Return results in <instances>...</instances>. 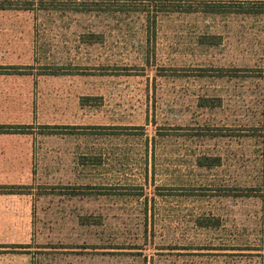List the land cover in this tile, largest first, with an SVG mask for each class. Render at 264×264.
<instances>
[{
	"label": "rangeland",
	"instance_id": "rangeland-1",
	"mask_svg": "<svg viewBox=\"0 0 264 264\" xmlns=\"http://www.w3.org/2000/svg\"><path fill=\"white\" fill-rule=\"evenodd\" d=\"M0 248L264 264V0H0Z\"/></svg>",
	"mask_w": 264,
	"mask_h": 264
},
{
	"label": "trees",
	"instance_id": "trees-1",
	"mask_svg": "<svg viewBox=\"0 0 264 264\" xmlns=\"http://www.w3.org/2000/svg\"><path fill=\"white\" fill-rule=\"evenodd\" d=\"M209 5V4H207ZM217 5V4H216ZM219 5V4H218ZM225 5V4H222ZM160 11H167V12H211V13H218V12H238V13H253L256 10L252 8H245V7H236V8H230L227 6H205L204 8H200L199 6H193V4H188V6H184L183 4L180 5H172L168 6L167 8H163ZM92 38L93 42H98L100 39L99 34H92L90 36ZM210 162H202V165L207 166H216L220 164L219 158L210 159ZM205 225L214 226L217 225V222H211L208 220Z\"/></svg>",
	"mask_w": 264,
	"mask_h": 264
},
{
	"label": "crops",
	"instance_id": "crops-1",
	"mask_svg": "<svg viewBox=\"0 0 264 264\" xmlns=\"http://www.w3.org/2000/svg\"><path fill=\"white\" fill-rule=\"evenodd\" d=\"M1 249V248H0Z\"/></svg>",
	"mask_w": 264,
	"mask_h": 264
}]
</instances>
